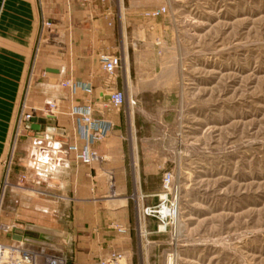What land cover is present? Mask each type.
Here are the masks:
<instances>
[{"label": "rangeland", "instance_id": "1", "mask_svg": "<svg viewBox=\"0 0 264 264\" xmlns=\"http://www.w3.org/2000/svg\"><path fill=\"white\" fill-rule=\"evenodd\" d=\"M82 3L113 10L114 51L126 54L130 74L128 82L121 74L116 78L119 91L126 95L119 113L135 126L134 148L140 158L151 162L150 170L155 166L160 171L159 177L147 179L146 186L151 189L155 182L162 186L167 172L175 177L178 216L158 235L144 237L146 231L141 233L138 224L140 239H160L161 244L144 243L146 252L135 256L134 264H264V0ZM162 8L166 12L157 18L147 15ZM45 23L40 45L47 38L45 30L53 26ZM120 70L125 75V64ZM71 82L78 83L58 84L76 99L79 90L73 93ZM27 99L25 93L18 120L21 113L23 119L35 117L28 113ZM42 108L35 114L57 113L55 104ZM17 133L19 129L12 137L0 186V208L13 201L7 211L20 223L0 224L2 244L12 242L4 227L25 229L16 209L20 204L14 200L37 196L27 163L15 165ZM108 185L110 199L116 194L115 180ZM154 199L147 207L159 204V198ZM30 211L24 214L26 224L32 221ZM49 217V227L60 232L56 234L70 228L63 225L62 209L50 211ZM58 244L68 264H78L74 242L69 247L59 239Z\"/></svg>", "mask_w": 264, "mask_h": 264}, {"label": "crops", "instance_id": "2", "mask_svg": "<svg viewBox=\"0 0 264 264\" xmlns=\"http://www.w3.org/2000/svg\"><path fill=\"white\" fill-rule=\"evenodd\" d=\"M113 21L112 9L88 6L82 0H0V186L6 177L10 143L19 129L15 165L27 163L32 191L37 194L35 198L14 200L16 205L20 204L16 209L23 220L25 212L31 210L27 214L31 224H26V220L21 224L51 234L69 247L74 242L78 264H99L113 251L125 254L126 261L122 264H134L135 256L146 252L144 243L161 244L160 239L144 242L137 233L139 213L143 207L151 206V199L155 201L161 185L155 182L151 189L146 186L147 179L159 177L160 171L155 166L150 170L151 162L141 159L136 152L138 137L134 124L123 121L119 110L96 111L95 117L113 122L114 131L106 140L91 144L101 161L86 164L77 158V151L86 142L78 133V117L72 115L74 107L96 103L99 106L119 90L116 80L119 74L126 82L129 80L126 54L114 51L117 38L116 27L110 25ZM45 22L53 26L45 30L47 38L40 45V28ZM104 53L122 57L125 75L121 68L114 77L105 73L100 60ZM64 80L84 83L89 90L80 89L76 99L71 98L69 91L58 84ZM25 93L28 113H34L38 125L48 117L54 118L56 132L35 130V124L28 121L24 140L18 115ZM49 104L57 105L56 115L48 111L41 116L35 114L36 109ZM54 143H59L60 148L53 149ZM34 150L47 152L50 164L38 167L37 158L32 155ZM50 165L56 166L54 171L49 170ZM59 177L61 180L55 183ZM111 177L115 180L116 194L109 199ZM130 194L136 195L130 198ZM12 204L11 200L5 205L1 203L0 224L20 223L7 211ZM56 209H62L63 225L70 227L63 229L61 235L47 223L49 212ZM114 225L129 229L121 233ZM159 226L155 217H147L140 228L145 229L146 237L158 235ZM3 231L7 237L9 233L4 228ZM145 256L148 259V254Z\"/></svg>", "mask_w": 264, "mask_h": 264}, {"label": "built area", "instance_id": "3", "mask_svg": "<svg viewBox=\"0 0 264 264\" xmlns=\"http://www.w3.org/2000/svg\"><path fill=\"white\" fill-rule=\"evenodd\" d=\"M85 3H90L91 0H83ZM166 12L165 8L158 9L148 13L152 18H157ZM45 26H51V23H45ZM100 60L102 62L103 70L109 77H114L118 69L122 68L123 59L119 55L101 54ZM73 93L78 90H89L84 83H68ZM126 100L124 92L116 90L111 93L110 98L106 102H102V106L96 104H88L83 107H74L72 115L78 117V133L80 137L86 142V145L81 151H77V158L86 164H92L102 160L99 153L91 148L94 142H102L106 140L114 131L115 125L112 121L104 117H95L96 111H115L119 110ZM23 111V108H22ZM21 111V112H22ZM32 115H27L23 119V113L18 120L19 125L23 121H30ZM113 180V177L110 178ZM159 204L154 207H143L139 213V224L143 223L147 217H155L159 223V230L166 228L171 221H174L175 214L178 211L177 191L175 187V177L172 172H167L162 177L161 192L157 195ZM121 233L127 232V227L122 225H114ZM17 228L14 225L4 227L8 233L12 229ZM20 229V228H19ZM143 233V231H141ZM125 259L122 252H110L104 257L102 264H118L119 261ZM0 264H68L63 252L52 250L45 247L27 248L22 241L12 240L10 244L0 243ZM168 264H174L169 262Z\"/></svg>", "mask_w": 264, "mask_h": 264}, {"label": "water", "instance_id": "4", "mask_svg": "<svg viewBox=\"0 0 264 264\" xmlns=\"http://www.w3.org/2000/svg\"><path fill=\"white\" fill-rule=\"evenodd\" d=\"M32 122L35 124V130L56 132V121L52 117H48L38 125V118H33ZM8 239L22 241L26 244L27 248L45 247L52 250L61 251L63 248L58 244V240L55 236L39 232L36 227L26 225L25 229L15 228L8 234Z\"/></svg>", "mask_w": 264, "mask_h": 264}, {"label": "clouds", "instance_id": "5", "mask_svg": "<svg viewBox=\"0 0 264 264\" xmlns=\"http://www.w3.org/2000/svg\"><path fill=\"white\" fill-rule=\"evenodd\" d=\"M51 147L53 149H59L60 148V144L59 143H54V144L51 145ZM32 155L36 156L37 162H38V165H37L38 167L40 165L50 164L49 156H48L47 152H44L43 154H41V153H39V152H37V151L34 150L33 153H32ZM55 167H56L55 165H50L49 170L50 171H54L55 170Z\"/></svg>", "mask_w": 264, "mask_h": 264}, {"label": "bare ground", "instance_id": "6", "mask_svg": "<svg viewBox=\"0 0 264 264\" xmlns=\"http://www.w3.org/2000/svg\"><path fill=\"white\" fill-rule=\"evenodd\" d=\"M177 216H178V211H177L176 214H175V218H174V220L176 219Z\"/></svg>", "mask_w": 264, "mask_h": 264}]
</instances>
